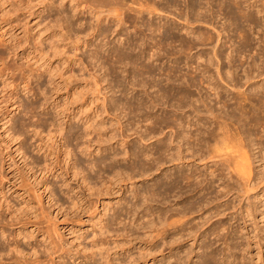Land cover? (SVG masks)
Listing matches in <instances>:
<instances>
[{
  "label": "rangeland",
  "instance_id": "1",
  "mask_svg": "<svg viewBox=\"0 0 264 264\" xmlns=\"http://www.w3.org/2000/svg\"><path fill=\"white\" fill-rule=\"evenodd\" d=\"M124 1L125 6L128 4L139 8L136 1L135 3L132 2L133 0ZM141 1H144V4L145 1L148 2L139 0L141 4H143ZM188 1L176 0L175 4L167 6L165 0H149L147 4H155V7L152 6L154 10L156 8L155 11L149 13L144 10L137 13L132 9L124 10V12L122 10L123 14L120 16L122 20L119 24L120 22L112 14L116 11L109 10L105 5L93 6L87 0H0V231H3L0 234V243L5 247V252L0 254V264L8 262L9 259L16 261V264H30L35 260H42V264H58L53 263L57 255H61L66 264H168L169 255L184 256L183 253L186 251L190 252H187L189 258H185L184 264H200L204 246L211 244L207 251L217 249L219 252L224 246V239L229 240L232 247H234L233 242H236L235 247L230 251L225 250V254L232 253L233 256H228L227 261H222L219 258L221 255L218 254L217 261L211 260L209 264H264V158L261 159L264 150V119L262 114L260 124L263 126H258V131L256 130L255 133L253 130L249 136L251 140L253 139V143L257 142V145L253 144L255 146L253 151L246 145L248 153H255V158L250 156L253 160L251 161L252 170L246 183L244 180L238 181L232 171L218 161V157H208L211 155V150L207 145L202 148L201 159L196 155L191 157V154L183 148L182 158L175 161L164 160L161 164L151 161L152 157L157 156L155 146L159 143L157 142L159 137L167 142L172 151L178 150L179 142L174 139L177 126L171 122L172 119H169L170 114L179 116L186 112L196 117L195 115L199 113V118L207 122L205 124L207 129H212L216 125V119L214 118V122L213 116L208 111L202 112L204 108L201 107V112L197 113L193 111L194 103H187L186 106L177 109L173 105L175 93L168 94L167 98H161L160 92H156L160 85L166 86L164 72L173 68L171 66L177 65L174 67L181 73L202 75L199 69L203 65H199V68L194 67L199 61L193 62L188 67L187 63H183L184 58L174 60L178 56L176 51L180 48L179 40H186L189 36L184 34L183 26L184 28L190 26L194 30L207 31V34H211L204 44L195 42L190 51L187 49V54L192 55L193 58L194 55L199 54L202 56L201 59L207 58L209 54L213 56V63L206 69L216 81H219L217 83L222 88V93L220 92L222 97L235 94L237 91L235 89L241 88L240 90L244 89L243 91L248 92L249 86L254 87L260 83L264 86L263 68L260 69L261 75L253 77L255 74L253 71L254 74L252 73L253 76L249 82L244 84L242 78L243 80L241 79L238 85L235 84V87L229 85L228 81L221 79L220 81L217 75L218 71L221 73L229 67L226 65L227 59L222 56L220 50H224L225 54L230 51L233 55L236 53L235 65L231 67L234 68L235 73L240 72V75L246 70L250 61L261 57L259 43L261 44L260 39L264 38V33L262 34L264 19L261 14L250 7L252 12H255L252 13L254 16L252 19L258 18L255 21L257 24H248V21L245 22L239 17L237 22L233 21L234 18L229 16L225 8L218 5L220 0H197L207 9L209 7L208 22L196 15H191L187 8ZM250 1L252 0L248 2ZM256 4L260 3L256 2ZM217 5L219 8H216ZM140 8H143V5ZM244 8L249 10L247 6ZM60 18H66L69 25L64 26L66 22L64 23ZM148 20L154 24L160 22V32L156 30V38H159L158 35L160 37L167 35L165 29L168 24L172 26L176 24V29L171 31V39H166L165 43L166 50L172 49L175 52L161 53L157 60L154 59L157 58L156 55L151 56L155 47L152 45L153 40L149 39V30L142 24L143 21ZM186 21L189 22L188 25ZM236 22L241 23L240 27L246 32H250L248 35L251 34L250 45L244 49L240 46L242 41L239 31L234 27ZM97 23H99L98 30H96ZM103 30H105L104 34L101 33ZM141 36L146 46L145 52L138 59L139 64L131 65L127 59H122L123 62L120 63L115 62L116 54L128 51L135 54L137 47L132 53L134 39L129 38ZM173 37L176 39L175 42ZM141 62L147 64L145 66H149L151 72H147L148 74L143 72L144 74L138 76L142 69ZM257 62L259 63L260 60ZM237 63H240V66ZM231 67L229 69H232ZM138 79L143 80L142 85ZM131 82H139V84L131 85ZM203 84H205L204 88L202 91L200 88V92L191 88L194 95L200 98L203 93L204 95L207 93L211 95L210 97L208 95L209 99H214L216 94L211 89V85L208 87L207 83ZM227 88L228 93L225 91ZM111 93L113 99L110 97ZM209 99L207 98V101ZM141 101L146 104L139 105ZM216 103L210 99L213 112L221 114L222 117L220 115L219 117L222 120L225 111L230 108L228 105L222 106L221 102ZM227 104H230L228 100ZM16 105L17 108H14ZM143 112L149 113L153 118L155 115L160 117L161 113L168 115L166 122L170 124V127H164L162 124L163 133H156L155 137L152 134L151 138L145 137L144 132L140 130L150 132L154 128L158 132L159 128L149 121H144ZM226 118L225 115L223 120L228 122L230 127H240H238L241 132L239 137L242 134L240 138L242 136L245 138L243 137L241 141L247 142L246 133L243 135L244 132L241 131L245 128L241 121L233 118H227V121ZM229 120L233 125H230ZM47 121H53L55 125L65 123V130L60 133L53 124H47ZM36 124L40 128L32 131V127ZM14 128L21 130L22 133L16 136L13 133ZM233 128L232 131H234ZM75 130L81 132V138L75 139L79 132ZM138 133L142 134L143 138H140ZM204 136L206 137L205 132ZM77 142L80 149L75 147ZM85 145L92 150L90 154L87 153V149H84ZM131 146L135 149L142 147L143 150L146 149L147 154L151 151L152 154L149 153L148 156H141L134 160L133 156H128L127 153L128 149L131 150ZM106 157L110 167H104L103 163L97 162ZM88 159H97L96 167L90 171L84 170L85 167H83L86 161H90ZM74 164L76 165L73 166ZM132 164L137 167L132 168L134 167ZM143 165L144 168L149 166L151 169L145 172L143 168H140ZM214 168L217 169L215 173L222 169L221 179L215 176L212 178L209 175V169ZM124 170L128 171V175L130 171H133L131 172L133 177L128 179L127 172H123ZM190 170H195V175H198L196 180H201V186L195 188L196 185L192 184L190 189H195L188 191L189 187L184 186L185 182L178 174L189 173ZM120 172L122 175L119 176ZM84 173L87 174L84 175ZM89 176L91 177L88 178ZM172 177L176 179V182L172 180ZM88 179H92L91 182ZM160 181L165 183L167 190L165 187L154 185ZM209 182L211 187L204 189ZM222 182L231 184L225 196L217 192L220 188L217 186L219 184L221 186ZM130 183H135L133 190H138L137 192L140 194L142 192L143 195L146 191L156 190V196L153 194L151 196L153 199L150 197L149 200L153 206L152 209L168 207L173 203L178 205L177 207L191 206L198 200H208L209 203L204 208L196 209L197 211L188 216L189 219L192 218L186 226L195 224L193 227L196 232L190 237L183 236L179 239L180 241L175 238L174 242L173 237V240L169 238L177 229H174L175 231L169 229L165 238L159 239L154 234L156 225H151L150 229L153 230L150 232L151 230L143 229L141 220H136L132 224L126 222L128 220L125 210L128 209V203L143 200L142 194L136 199L131 197ZM170 184L175 188H172ZM169 188L172 190H168ZM158 193L164 196L166 203L159 201L162 197ZM215 206L219 207V213H210L208 208L214 210ZM114 213L118 218L115 221L110 220ZM167 214L169 220V211ZM200 214L202 217H199ZM153 216L155 218L154 213ZM120 218L124 219L118 224L117 221ZM102 222L107 225V229L101 230ZM219 224L224 229L219 231L216 237L215 233H210V228ZM171 240L176 244L178 242V247L169 250ZM246 243L248 247L245 246ZM15 244L20 252L9 250ZM8 245H10L9 248ZM87 257L89 258L87 261L83 260Z\"/></svg>",
  "mask_w": 264,
  "mask_h": 264
},
{
  "label": "bare ground",
  "instance_id": "2",
  "mask_svg": "<svg viewBox=\"0 0 264 264\" xmlns=\"http://www.w3.org/2000/svg\"><path fill=\"white\" fill-rule=\"evenodd\" d=\"M90 4H92L93 6L95 5H98V4H100V5H105V7L106 6H108V9L109 10H113V11H116V13H113L112 12V14L113 15H115V18L120 22L119 24H121V20H122V17H120L121 16V14H123V12H124V10L125 11H127L128 9H132V10H134V11H136L137 13H140V12H142V11H144V10H146V12L148 11L149 13L150 12H152L154 9H153V7H155L154 5L155 4H147L148 2H149V0H147L148 2H146L145 1V4H144V1L142 2L143 4H141L140 2H139V0H131L132 2H134V1H136L138 4H136V5H138V7L139 8H134V6L135 5H133V7L132 6H129L128 4L125 6V1L124 0H87ZM151 1V0H150ZM175 1L176 0H165V4L167 5V6H169V5H173V4H175ZM206 1V0H205ZM216 1V0H215ZM214 1V2H215ZM249 0H220V2H218V5L219 6H222V8H225L226 10H227V13L229 14V16L230 17H233L234 18V20L233 21H237V18L239 17V18H243L244 19V21L246 22V21H248V24H255V21L258 19V18H256V20L254 19H252V17H254L253 16V14L256 12V13H260L261 14V16L263 17V19H264V0H261V1H258V0H252V1H250V2H248ZM154 2V1H153ZM185 2V1H184ZM256 2H258V3H260L259 5H260V7H258L259 5H257L256 4ZM135 3V2H134ZM207 3V2H206ZM205 3V4H206ZM51 4V3H50ZM217 4V3H216ZM215 4V5H216ZM99 5V6H100ZM142 5H143V8H140V7H142ZM165 5V6H166ZM212 5V4H211ZM218 5L216 6V8L218 7ZM153 6V7H152ZM157 6V5H156ZM166 6V7H167ZM210 6V5H209ZM245 6H247V7H249V10H251L250 9V7H253V8H255V12L253 13L252 12V10L251 11H249V10H246L244 7ZM186 7V6H185ZM169 8V7H168ZM177 8H179V7H177ZM176 8V9H177ZM187 8L190 10V12H191V15H196V17H198V18H200L201 20H204V21H208V18L207 17H209V15L207 14V12H208V9H209V7H208V9L206 8V6H204V5H201L197 0H189L188 1V3H187ZM206 8V9H205ZM219 8V7H218ZM221 8V7H220ZM222 8H221V10H222ZM252 8V9H253ZM161 9V8H160ZM174 9V8H173ZM122 10H123V12H122ZM155 10H156V8H155ZM154 10V11H155ZM175 10V9H174ZM198 10H200V12L198 11ZM62 11V10H61ZM176 12V11H175ZM211 12H212V10H211ZM224 12H225V10H224ZM126 13V12H125ZM136 13V14H137ZM180 13V12H179ZM253 13V14H252ZM262 13H263V15H262ZM182 14V13H181ZM227 14V15H228ZM60 15V14H59ZM135 15V14H134ZM183 15V14H182ZM256 15V14H255ZM186 16V15H185ZM217 16V15H216ZM256 17V16H255ZM187 18V17H186ZM195 18V17H194ZM211 18V17H210ZM232 18V19H233ZM62 18H60V20H61ZM189 19V18H188ZM196 19V18H195ZM262 19V20H263ZM63 20V22L65 23V25L64 26H68L69 24H68V22H67V20H66V18H64V19H62ZM116 20V21H117ZM261 20V19H260ZM210 21H211V19H210ZM233 21H231V22H233ZM61 23H62V21H60ZM195 22V21H194ZM209 22V21H208ZM238 22V21H237ZM235 23V29H237L238 31H239V36H240V38H241V41L242 42H240L241 44H240V46L244 49V48H246L247 46H249L250 45V35H248V32L249 31H245V29L244 28H241L240 27V25H241V23ZM118 23V22H117ZM123 23V22H122ZM164 23V22H163ZM187 25L189 24V22H185ZM184 23V24H185ZM60 24V23H59ZM71 24V23H70ZM142 24H144L145 26L144 27H146V29L147 30H149V36H150V40H153V46L155 47V51H153L151 54V56H153V55H156L157 56V58H154L155 60H157V59H159V57L161 56V53L162 54H164V53H173V52H175V51H172V49H167L166 50V47H165V43H166V39H171V37L172 36H170V35H172V30H174V29H176L175 28V25H171V24H168V26H166L167 27V29H165V31H166V34L167 35H161V37H160V35H158L159 36V38H156L155 37V32H156V30H160V22H159V24H154V22L152 23V22H150L149 20L148 21H143V23ZM162 24V23H161ZM165 24V23H164ZM173 24V23H172ZM243 24V23H242ZM247 24V25H248ZM256 24H257V22H256ZM255 24V25H256ZM166 25H167V23H166ZM191 25V24H190ZM255 25H253V27H255ZM98 26H99V23H97L96 24V30H98ZM249 27H250V25H248ZM163 27V26H162ZM223 27V26H222ZM179 28V27H178ZM182 28V27H181ZM181 28H179V29H181ZM248 28V27H247ZM252 28V27H251ZM136 29V28H135ZM184 29V31H185V35L186 34H188L189 36L186 38V40H179V49L176 51V54L178 55L177 57H175V59L174 60H176L177 58H180V59H182V58H184L185 59V61H183V63L185 62V63H187L188 65V67L191 65V64H193V62L195 63V61H199V62H197V64H196V66H194L195 68H199V65H203V66H201V68L199 69L200 70V72H202V75H200V76H198V75H196V74H192V73H190V72H187V73H181L180 72V70L179 69H177L176 67H174V66H177V65H174V66H171V67H173V68H169L166 72H164V74H165V76H166V78H165V80H166V86H164V85H158L159 87H157L156 89V92H160V96H161V98H167V96H168V94H172V95H174V93H175V95H176V97H175V102L173 103V105L174 106H176V108L177 109H180V108H182L183 106H186V104L187 103H194L193 105H194V110L193 111H197V113L198 112H201V107L202 108H204L203 110H202V112L203 111H208L212 116H213V120H214V122H215V119H216V122H215V127H213L212 129H207L208 127H206L205 126V124L207 123H205V121L203 120V118H199L200 117V115H198V114H196L195 116L196 117H194V115H190V113H184V114H182V115H176V114H170L169 116L171 117V118H169L170 120L172 119V123L174 122V124H175V126H177V129H175V131H174V139L175 140H177V142H179V144H178V150L176 151V152H174V151H172L171 149H170V147H169V145H167V142H165V140H163V138H161V137H159L157 140V142H159L156 146H155V150H156V152H157V156H155V157H152V160L151 161H157V163H159V164H161V163H163V161L164 160H168V161H175L176 159H178V158H182V155L183 154H181L182 153V151H183V148H184V150L185 151H188L190 154H191V157H192V155L194 156V155H196L198 158H202L201 156L203 155V154H201V151L203 150L202 148H203V146H205V145H207L208 147H210V153H211V155L210 156H208V157H211V158H214V157H218L219 158V160L218 161H220V163L222 164V165H225V166H227V168H229L231 171H232V173H233V175L234 176H236V179H238V181L239 180H244L245 181V183L246 182H248V180H247V178L248 177H250L249 175L251 174L250 172H251V170H252V166H251V161H253V160H251V158H250V156H253L254 157V155H255V153H253V152H250V153H248V149H246V145L249 147V150H251V151H253L252 149H253V147H255L254 145H257V142L255 143H253V139L251 140L250 139V133H252V131L254 130V132L256 133V130L258 129L257 127L259 126H263L262 124H260V121L262 120L261 118H260V115L262 114L263 115V119H264V93L262 94V92H264V86L260 83V85L258 84L257 86L256 85H254V87H252V86H249V88H247L248 89V92H246V91H243V90H240L241 88H239V90L238 89H235V88H233V87H235V84L236 85H238L237 83H239V81L243 78L244 79V84L248 81L249 82V79H251L252 78V73H253V71H254V76L253 77H257V76H259V75H261V71H260V69L261 68H263V70H264V38H261L260 39V42H261V44L259 43V45H261L260 46V48H259V54H260V58H258V59H256V58H254V57H256V55L253 57L254 58V60H252V61H250L251 60V58H250V64L248 65V67L246 68V70H244L243 68V70H244V72L242 73V75H240L239 73H235L234 72V68H232L231 66L232 65H235L234 63H235V59H236V57L234 58V55H236V53L233 55L232 53H231V51L228 53V52H226V53H228V54H225V52H224V50H220V53L222 54V56H224V58H226L227 59V63H226V65H228L229 67H231L232 69H229V67L227 68V70H225V71H222L221 73H220V71H218V73H217V75L219 76L218 77V79L220 80H225V81H228V83H229V85L231 84L233 87V89H235V90H237V91H235L236 93L235 94H233V95H229V96H226L227 95V91H228V88H227V90H225L227 93L225 94V96L226 97H222L221 95H220V92L222 91V88L218 85V83L217 82H219V81H216V79H214V77L212 76V74H210V73H208V70L206 69V68H208L212 63H213V56H211L210 54L207 56V58H205V59H201L202 58V56L201 55H199V54H196V55H194V58H193V56L192 55H188L187 54V52H188V50L190 51L191 50V48L193 47V44L195 43V42H197V43H202V44H204L207 40H209V38H210V36L209 35H211V34H207V31H197V29L196 30H194V29H192L190 26H189V28L188 27H185L184 28V26H183V28H182V30ZM223 28H221V30H222ZM261 29H262V27H261ZM264 29V28H263ZM178 30V29H177ZM248 30V29H247ZM216 31H217V29H216ZM219 31V30H218ZM237 31V32H238ZM262 31V30H261ZM160 32V31H159ZM224 32V31H223ZM101 33H105V30H103ZM209 33V32H208ZM212 33V32H211ZM218 33V35H219V32H217ZM250 33V32H249ZM257 33H259V32H257ZM264 32H262V34H263ZM165 34V33H164ZM221 34V33H220ZM256 34V33H255ZM260 34V33H259ZM258 34V35H259ZM163 36V37H162ZM174 36V35H173ZM259 36H261V34L259 35ZM126 37V36H125ZM183 37V36H182ZM174 38V37H173ZM188 38H190V39H188ZM219 38V37H218ZM259 37H257V39H258ZM129 39H134V45L132 46V48H131V52L133 53V50H135L136 49V47H137V50H136V52H135V54H131L129 51V53L128 52H122V53H120V54H116V60H115V62H123V60L122 59H127L128 60V63H130L131 65H138L139 64V62H138V59L141 57V54L143 53V52H145V42H144V40H143V37L141 36V37H138V38H129ZM179 39H181L180 37H179ZM214 39V38H213ZM174 41L173 42H175V38L173 39ZM230 40V39H229ZM95 41V40H94ZM146 41V40H145ZM139 42V43H138ZM259 42V41H258ZM169 44V43H168ZM195 45V44H194ZM178 46V45H177ZM252 46V45H251ZM229 47V46H228ZM169 48V47H168ZM172 48H173V46H172ZM114 49V48H113ZM116 49V48H115ZM114 49V50H115ZM149 49H151V47H149ZM188 49V50H187ZM235 49V48H234ZM253 49V48H252ZM112 50V49H111ZM152 50H154V49H152ZM187 50V51H186ZM238 50V49H237ZM256 50H258L257 48H256ZM147 51V50H146ZM160 51H163V52H160ZM114 52V51H113ZM137 53V54H136ZM149 53V52H148ZM238 53V52H237ZM251 53V52H250ZM190 54V53H189ZM255 54V53H254ZM256 54H257V52H256ZM147 55V54H146ZM134 56V57H133ZM166 56V55H165ZM164 56V57H165ZM216 56V55H215ZM221 56V57H222ZM258 56V55H257ZM239 57V56H238ZM94 58V57H93ZM174 58V57H173ZM252 58V59H253ZM216 59V58H215ZM256 59V60H255ZM177 60H179V59H177ZM217 60V59H216ZM257 60H260V62L258 63L257 62ZM126 61V60H125ZM144 61V60H143ZM242 61V60H241ZM175 62V61H174ZM98 63V62H97ZM100 63V62H99ZM142 63V62H141ZM229 63H230V65H229ZM129 64V65H130ZM179 64H180V61H179ZM237 64H239V66H240V63H237ZM242 65H243V63H241ZM119 65V64H118ZM145 65H147V64H143L142 63V67H140V68H142V69H140V72L137 74L138 76L139 75H142V74H144L143 72H146V74H148V73H150L151 71H150V69L147 67V66H145ZM186 65V64H185ZM241 65V66H242ZM186 66V67H187ZM130 67V66H129ZM132 67V66H131ZM136 68H137V66H135ZM193 67V66H192ZM191 67V68H192ZM235 67V66H234ZM237 68H238V66H236ZM133 68V67H132ZM135 68V69H136ZM150 68H151V66H150ZM191 68H190V70H191ZM122 69V68H121ZM138 69V68H137ZM123 70V69H122ZM134 70V69H133ZM143 70H145V71H143ZM154 70V69H153ZM152 70V71H153ZM162 70V69H161ZM137 71V70H136ZM188 71H189V69H188ZM194 71H196V70H194ZM148 72V73H147ZM192 72V71H191ZM217 72V71H216ZM236 72H238V71H236ZM264 72V71H263ZM160 73V72H159ZM162 73V72H161ZM195 73H197V72H195ZM145 74V75H146ZM201 74V73H200ZM102 76V75H101ZM136 76V75H135ZM137 77V76H136ZM141 77V76H140ZM148 77V76H147ZM155 77V76H154ZM152 78V77H151ZM102 80H103V78H101ZM128 79V78H127ZM136 79V78H135ZM242 79V80H243ZM139 80V79H138ZM220 80V81H221ZM140 81V80H139ZM141 81H143V80H141ZM141 81H140V84H141ZM263 81V80H262ZM176 82V83H175ZM96 83H98V82H96ZM203 83H207V86L209 87L210 85H211V89H213L214 90V94H216V97H214V99L213 98H210L211 99V101H215V102H217V103H222V106H226V105H228L229 106V108L230 109H228V110H226L225 111V115L227 116V118H229V119H231V118H233V119H235V120H237V121H241L240 123L241 124H243V126H245V128L243 129V130H241L242 132H244L243 133V135L246 133V140H247V142H242L241 140H243L245 137L244 136H242V138H240L241 137V135H240V137H239V134L241 133L240 132V130H239V126H235L234 128L231 126H229V124H228V122H226L225 120H223L224 118H225V115H224V117L222 118V120H221V118L219 117V115L221 116V114H218L217 112H213V110H212V107H213V105H211L210 104V99H209V97L211 96L210 94H208L209 95V97H208V95H207V93H205V95H204V93H203V97L201 96L200 98H197V96H195L194 94V92H193V89H191L192 87L194 88V89H197L198 91L197 92H200V88H201V91H202V88H204L203 87V85H205V84H203ZM225 83V82H224ZM110 84V83H109ZM137 84V86H138V84H139V82L138 83H132L131 82V85H136ZM143 84V83H142ZM141 84V85H142ZM97 85V84H96ZM228 85V84H227ZM226 85V86H227ZM252 85V84H251ZM200 86H202V87H200ZM207 86H205V87H207ZM155 87V86H154ZM230 87V86H229ZM108 88V87H107ZM236 88H238V87H236ZM258 88V89H257ZM260 88V89H259ZM105 89V88H104ZM209 89V88H208ZM225 89V88H224ZM205 90H206V88H205ZM122 91V90H121ZM196 91V90H195ZM207 91V90H206ZM206 91H204V92H206ZM225 91L223 90V94L225 93ZM112 92V91H111ZM234 92V91H233ZM232 92V93H233ZM110 93V92H109ZM155 93V92H154ZM153 93V94H154ZM222 93V92H221ZM230 93V92H229ZM231 93V94H232ZM197 94V93H196ZM212 94V93H211ZM103 96V95H102ZM158 96V95H157ZM111 98L113 97L112 96V93H111V96H110ZM173 97V96H172ZM161 98H159L160 100H161ZM169 98V97H168ZM171 98V97H170ZM169 98V99H170ZM207 98L209 99L208 101H207ZM105 99H106V97H105ZM108 99H109V97H108ZM113 99V98H112ZM155 99V98H154ZM168 99V100H169ZM104 100V99H103ZM107 100V99H106ZM105 100V101H106ZM151 100H153L152 98H151ZM163 100V99H162ZM165 100V99H164ZM163 100V101H164ZM227 100H228V102H230V104H227ZM231 100V101H230ZM139 101V100H138ZM144 101V100H143ZM143 101H141V102H139L138 104L139 105H143L144 106V104H146V103H144ZM165 101H167V99L165 100ZM104 102V101H103ZM120 103V102H119ZM216 103V104H217ZM129 104V106L131 105L130 103H128ZM124 105H126V103L124 104ZM190 105V104H189ZM192 105V104H191ZM215 105V104H214ZM119 106V105H118ZM132 106V105H131ZM146 106V105H145ZM150 106V105H149ZM149 106H147V107H149ZM151 106H153V105H151ZM217 105H215V107H216ZM227 106V107H228ZM123 107V106H122ZM127 107V106H126ZM214 107V108H215ZM220 107H221V105H220ZM14 108H17V105L14 107ZM128 108V107H127ZM217 108V107H216ZM146 112V111H145ZM221 113V112H220ZM162 115H160V117L158 116V115H155L154 116V118H153V116H151L149 113H147V114H144V112H143V120L144 121H149V123H152L153 125H155L157 128H159V131L157 132L154 128V130L152 129V127H151V131L150 132H146L145 130H140V132H144V136L145 137H148V138H151V137H153V135H154V137H155V135H156V133H160L161 134V132L163 133V127H162V124H164V127H170L169 125L170 124H168L167 122H166V118L168 117V115L166 116L165 114H163V113H161ZM205 114V113H204ZM209 114V115H210ZM210 115V116H211ZM208 116V115H207ZM222 117V116H221ZM153 118V119H152ZM215 118V119H214ZM218 118H220V120L218 119ZM226 118V120L228 121V119ZM232 121V120H231ZM243 121V122H242ZM48 122V121H47ZM232 122H234V121H232ZM229 123H230V120H229ZM264 123V122H263ZM33 124H35V123H33ZM47 124H53L54 125V127H55V129H57L60 133L63 131V130H65V127H64V124L65 123H57L56 125L53 123V121H49ZM156 124H158V125H156ZM37 125L38 124H36V125H34L33 127H32V131H37V128H40V126L39 127H37ZM173 125V124H172ZM230 125H233V124H231L230 123ZM189 127V129L187 128V127ZM173 127V126H172ZM171 127V128H172ZM191 127H193V130H191ZM204 127H206V129L204 128ZM239 127V128H238ZM12 128V127H11ZM138 128V127H137ZM140 128V127H139ZM170 128V129H171ZM186 128V129H185ZM203 128H204V131H203ZM232 128L234 129V131H232ZM241 128H242V125H241ZM15 129V128H14ZM263 130H264V128H263ZM71 131V130H70ZM76 131V130H75ZM79 130H77L76 132H78ZM137 131V130H136ZM258 131V130H257ZM76 132H74V133H76ZM152 132V133H151ZM204 132L206 133V137L204 136ZM13 133L17 136H19L22 132H21V130H18V129H15L14 131H13ZM68 133V132H67ZM150 133H151V136H150ZM63 134V133H62ZM139 134V133H138ZM153 134V135H152ZM254 134V133H253ZM65 135V134H64ZM71 135H73V134H71ZM158 135V134H157ZM75 137V136H74ZM82 137V134H81V132L79 131L78 133H77V136L75 137V139H79V138H81ZM139 137L140 138H143L142 137V134H139ZM244 137V138H243ZM63 138V137H62ZM252 138V137H251ZM64 139H65V136H64ZM63 139V140H64ZM65 141V140H64ZM65 143V142H64ZM172 143H173V141H172ZM260 143V142H259ZM262 143V142H261ZM254 144V145H253ZM78 145H79V143L77 142L76 144H75V147H78ZM153 145V144H152ZM86 147H84V149H87L86 151H88L87 153L88 154H90L91 153V151L92 150H89V147L87 146V145H85ZM184 146H186V147H184ZM154 147V146H153ZM207 147V148H208ZM79 149H80V147H78ZM129 148V147H128ZM150 148V147H149ZM258 148V147H257ZM263 148V147H262ZM78 149V150H79ZM209 149V148H208ZM260 150H262V149H260ZM149 151V150H148ZM150 151H151V149H150ZM84 152V151H83ZM126 152V151H125ZM152 152V151H151ZM151 152H149L150 154H152ZM259 152V151H258ZM94 153V152H93ZM127 153H128V156H133V158L132 159H134V160H136L135 158H139V157H141V156H143V157H145V156H148L149 155V153L147 154V151H146V149L145 150H143L142 149V147H139L138 149H135L134 148V146H131V150L130 149H128L127 150ZM262 153V152H261ZM117 155V154H116ZM259 156V155H258ZM110 158H111V156H109ZM126 157V156H125ZM150 157V158H151ZM207 157V156H206ZM253 157H252V159H253ZM210 158V159H211ZM255 158V157H254ZM258 158H260V157H258ZM264 158V150H263V153H262V157H261V159H263ZM126 159V158H125ZM124 159V160H125ZM130 159V158H129ZM260 159V160H261ZM88 160H90V161H86V165H84L83 167H85V169L82 167V169H84V170H93L95 167H96V161H97V159H93V160H91V159H88ZM96 160V161H95ZM107 157L106 158H101L100 160H98L97 162H100V164L101 163H103L102 164V166H104V167H110V164L107 162ZM212 160V159H211ZM255 160H257V159H255ZM109 161V160H108ZM181 161V160H180ZM259 161V160H258ZM257 161V162H258ZM264 161V160H263ZM141 162V161H140ZM143 162V161H142ZM147 162V161H146ZM78 163V162H77ZM76 163V164H77ZM132 163V162H131ZM214 163H215V161H214ZM73 164V163H72ZM76 164H74L73 166H75ZM79 164V163H78ZM99 164V163H98ZM97 164V165H98ZM146 164V163H145ZM148 164V163H147ZM142 165V164H141ZM262 165V164H261ZM263 165H264V162H263ZM131 166V165H130ZM132 166H134L133 164H132ZM124 167V166H123ZM135 167H137V166H134V167H132V168H135ZM257 167V166H256ZM264 167V166H263ZM262 167V168H263ZM80 168V167H79ZM131 168V170H133ZM140 168L142 169H144V171L146 172V171H149L150 169H151V167H149V166H147V168H144V165H143V167H141L140 166ZM180 168V167H179ZM224 168H226V167H224ZM261 168V167H260ZM113 169V168H112ZM182 169V168H181ZM81 170V169H80ZM79 170V171H80ZM140 170V169H139ZM217 169L216 168H214V169H209V175L213 178L214 176L215 177H217V179H221L222 177H221V174H222V169H220V171H218V173H215V171H216ZM118 171V170H117ZM137 171V170H136ZM193 171V172H192ZM194 171L195 170H190V172L189 173H181V174H178L180 177H181V179L182 180H184V182H185V187L187 188V187H189V190L188 191H191V190H193V189H195L197 186H201V180H196L197 178H198V175L196 176L195 175V173H194ZM88 172V171H87ZM92 172V171H91ZM123 172H125V170L123 171ZM127 172V174H126V176H127V178L129 179V178H132L133 176H131V172H133V171H130V175H128V171H126ZM125 172V173H126ZM141 173H142V171H140ZM80 173V172H79ZM81 173H82V170H81ZM115 173V172H114ZM117 173V172H116ZM124 173V174H125ZM87 174V173H86ZM85 173H84V175H86ZM120 174L122 175V173L120 172L119 173V176H120ZM123 174V175H124ZM138 174H140L139 173V171H138ZM143 174V173H142ZM132 175H134V174H132ZM141 175V174H140ZM246 175H248V176H246ZM88 176V175H87ZM86 176V177H87ZM118 176V175H117ZM125 176V175H124ZM177 176V175H176ZM178 176V177H179ZM85 177V176H84ZM91 176H89L88 178H90ZM138 177V176H137ZM140 177V176H139ZM83 178V177H82ZM175 178V177H174ZM84 179V178H83ZM250 179V178H249ZM90 179H88V181H89ZM92 180V179H91ZM91 180H90V182H91ZM172 180L174 181L175 180V182H176V179H173V177H172ZM81 181H82V179H81ZM93 182V181H92ZM180 182V181H179ZM203 182V181H202ZM210 182H212V181H210ZM210 182L208 183V185H205V188L204 189H209L210 187H211V184H210ZM133 184H135V183H130V188H132V189H130V193H131V197L132 198H137V196H139V195H141L142 194V192H141V194L139 193V192H137V191H135V189L133 190ZM154 184V183H153ZM152 184V185H153ZM165 183L164 182H156V184H154L155 186L157 185V187H165V185H164ZM192 184H195L196 186H195V188H192V189H190V187L192 186ZM250 184V183H249ZM248 184V185H249ZM167 185V184H166ZM170 186H172L171 184H170ZM175 186H177V184L175 185ZM230 186H231V184L230 183H225L224 184V182H222L221 183V186H220V184L217 186V188H219L218 190H217V192L219 191V192H221V195H223V196H225L227 193H228V191H229V188H230ZM167 187V186H166ZM165 187V190H167V188ZM174 186H172V188H173ZM194 187V186H193ZM175 188V187H174ZM163 189V188H162ZM171 188H169L168 190H170ZM172 190V189H171ZM177 190V189H176ZM202 190V189H201ZM162 191V190H161ZM145 192V191H144ZM156 190L155 191H153V190H151V192L150 191H146L145 193L146 194H142V198L141 199H143L142 200V202H135V201H130L129 203H128V209L127 210H125V213H126V215H127V220L128 221H126V222H130L129 224H132L134 221H136V220H141V223H142V227H143V229H146V230H151L150 229V227H151V225L152 224H154V226L156 225V229H155V236L157 237V238H165L164 236L166 235V233H167V231H169V229H177L174 233H173V235L171 236V238H169V239H172V237H173V241L175 242L176 241V239H178V241H180L179 239H182V237L183 236H187V237H190L191 235H192V233H194V232H196V230L194 229L195 227H193L195 224H193V226H186V224H188L189 223V220H191V218L189 219V214H192L193 212H195V210L197 209H200L201 207H203L204 208V206L206 205V204H208L209 203V201L208 200H198V201H196V202H194L191 206H181L180 205V207H177L176 206V204L175 203H173V204H175V206L173 205V204H169V206L168 207H164V208H160V207H158V209L156 208H154V209H152V205H151V202L149 201L150 200V197L151 196H153V194H155L154 196H156ZM163 192V191H162ZM161 192V193H162ZM172 192V191H171ZM180 192V191H179ZM218 192V193H219ZM161 193H158L159 194V196H161L162 198H161V200H159V201H161V203H166L165 202V200H164V196H162L163 195V193H162V195H161ZM174 193V192H173ZM217 194V193H216ZM216 194H215V197H216ZM220 194V193H219ZM181 195V194H180ZM222 197V196H221ZM131 198V199H132ZM151 199H153L152 197H151ZM219 199V198H218ZM196 200V199H195ZM192 203V202H191ZM178 204V203H177ZM174 206V207H173ZM220 206V205H219ZM31 208V207H30ZM196 210V211H197ZM208 210H209V212L210 213H219V207H214V210L212 209V208H208ZM169 211V220H168V218H167V212ZM153 213L155 214V218H154V216H153ZM247 213H248V211H247ZM167 214V215H166ZM248 214H250V212L248 213ZM118 215H120V214H118ZM116 215H115V213H114V216L110 219V220H113V221H115L116 219H118V218H116L115 217ZM153 216V217H152ZM174 216H176V217H174ZM199 217H202V214H200L199 215ZM102 218V217H101ZM100 218V219H101ZM174 218H176V219H174ZM197 218H198V216H197ZM103 219V218H102ZM124 219V218H123ZM123 219H119L117 222H118V224L119 223H121L122 222V220ZM125 219V220H126ZM107 220V219H106ZM110 220H108V222H112V221H110ZM125 220L123 221V222H125ZM206 220V219H205ZM204 220V221H205ZM169 221V222H168ZM193 221V220H192ZM116 222V223H117ZM100 223V222H99ZM112 223H115V222H112ZM111 223V224H112ZM157 223V224H156ZM111 224H109V226L111 225ZM125 224V223H124ZM122 225H123V223H122ZM96 226V225H95ZM99 226V225H98ZM153 226V225H152ZM196 226H197V224H196ZM100 228H101V230L103 229V228H105V229H107V225L106 224H104L103 222H102V224H101V226H100ZM126 228V227H125ZM202 228V227H201ZM109 229V228H108ZM199 229V228H198ZM211 229V231H210V233L212 234H216V237H217V235H218V233H219V231H221V230H223L224 229V227L221 225V224H219V225H216L215 227H211L210 228ZM153 230V229H152ZM152 230L150 231V232H152ZM100 231V230H99ZM205 231V230H204ZM104 232V231H103ZM206 232V231H205ZM234 232V231H233ZM3 233V231L1 230L0 231V234H2ZM102 233V232H101ZM171 233V234H172ZM209 233V232H208ZM152 234V233H151ZM196 234V233H195ZM45 235V234H44ZM205 233H204V237H205ZM43 236V235H42ZM151 236V235H150ZM169 236V237H170ZM222 236V235H221ZM221 236H220V238H221ZM44 237V236H43ZM195 237V236H194ZM202 237V236H201ZM232 237V236H231ZM176 238V239H175ZM238 239V238H237ZM1 240V239H0ZM171 240V241H172ZM234 240V239H233ZM171 242V244H169V247L168 248H170L169 250H172L173 248H175L176 246H177V244H178V242H177V244L176 243H174V242ZM230 241L229 240H227V239H224L223 240V244H224V246H223V248L221 247V251H219L218 252V250L217 249H208V251H207V248L211 245H205L204 246V244H203V246L205 247V250H204V248H203V255H201L202 257H200V264H209V261H211V260H214V261H217V255L219 254V255H221L219 258L222 260V261H227L228 260V256H233L232 255V253H231V255H227V254H225V250L226 251H230L232 248H234L235 247V245H236V242H233L234 243V247H232L231 245H230V243H229ZM170 243V242H169ZM181 243V242H180ZM167 244V243H166ZM242 244V243H241ZM168 245V244H167ZM233 245V244H232ZM244 245V244H243ZM242 245V246H243ZM9 246L10 245H8L7 247L9 248ZM245 246H247L248 247V245H247V243H246V245ZM178 247V246H177ZM246 248V247H245ZM11 249H13L14 251H16V252H20V250L17 248V245L15 244V245H12L11 246V248H9V250H11ZM186 250V249H185ZM242 250V249H241ZM2 252H5V247H3L2 246V244L0 243V254L2 253ZM162 252V251H161ZM187 252H190V251H186V253L184 254L183 253V255L184 256H178V255H167L168 257V260L167 261H169V263L168 264H184V261H185V258H189V256H188V253ZM48 253H50V251L48 252ZM168 253V252H167ZM170 253V252H169ZM162 254H163V252H162ZM181 254V253H180ZM189 254H191V253H189ZM3 255H4V253H3ZM199 255V254H198ZM235 257V256H234ZM89 258H91V256L89 257ZM88 257L87 258H84L83 260H85V261H87L88 259H89ZM191 258V257H190ZM230 259V258H229ZM234 259V258H233ZM232 259V260H233ZM170 260H172V262L170 261ZM219 260V259H218ZM85 261H83V262H85ZM33 262V263H32ZM31 263L32 264H42L43 263V261L42 260H35V261H32ZM58 263V264H66V261H65V259L61 256V255H57V257L54 259V261H53V263ZM30 263V264H31ZM86 263V262H85ZM167 263V262H166ZM1 264H16V261H10V259H9V261L8 262H4V263H1ZM198 264V263H197Z\"/></svg>",
  "mask_w": 264,
  "mask_h": 264
}]
</instances>
